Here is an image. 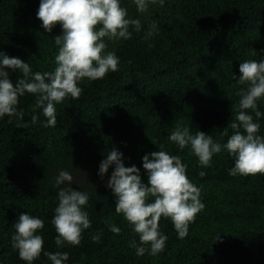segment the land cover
I'll return each mask as SVG.
<instances>
[{
	"label": "trees",
	"instance_id": "16d2710c",
	"mask_svg": "<svg viewBox=\"0 0 264 264\" xmlns=\"http://www.w3.org/2000/svg\"><path fill=\"white\" fill-rule=\"evenodd\" d=\"M120 2L129 18L140 20L141 30L130 29L128 40L105 41L106 51L120 60L117 72L82 81L78 100L56 105L55 127L43 126L42 110L33 112L36 97L27 93L18 105L22 121L0 118V264H25L11 239L21 214L44 220L38 233L44 252H66L64 264H264V175L230 176L234 158L226 150L201 167L190 147L181 150L168 139L180 126L226 144L238 93L247 88L238 83L240 64L264 61V0H165L163 7L150 6L143 14L133 0ZM39 5L40 0H0V51L28 63L33 73L54 70V38L62 35L59 25L44 31ZM153 22L157 29L148 36ZM5 71L14 84L22 78L19 71ZM257 103L264 113V100ZM249 114L264 136V116L256 120ZM32 115L39 117L35 124ZM18 122L28 127H17ZM112 149L122 153L125 167L140 169L145 184V155L158 150L177 155L201 191L204 208L187 237L180 239L171 221L161 219L160 232L168 239L156 256L136 255L131 243L139 244V237L115 211L116 197L107 187L115 166L103 179L99 175ZM61 171L73 177L62 187L88 194L84 210L91 227L78 246L58 248L51 221ZM110 225L120 232H111ZM97 234L100 240L94 242ZM34 264L51 261L42 253Z\"/></svg>",
	"mask_w": 264,
	"mask_h": 264
},
{
	"label": "clouds",
	"instance_id": "9594fccd",
	"mask_svg": "<svg viewBox=\"0 0 264 264\" xmlns=\"http://www.w3.org/2000/svg\"><path fill=\"white\" fill-rule=\"evenodd\" d=\"M133 3L143 14L149 11L150 6L159 4L163 7L165 0H133ZM37 19L47 33L57 25L62 28V35L54 38L58 46L56 66L52 71L33 73L28 63L0 51V118L17 117L22 121L24 114L18 111V105L20 98L27 93L36 97L33 112L42 110L47 120L43 126L55 127L56 105L68 98L78 100L83 91L79 86L82 81L102 80L108 73L119 70L120 60L115 52L106 51L105 41L131 39L130 29L140 32L141 22L129 18L120 0H40ZM156 29L153 22L147 35H153ZM5 69L19 71L22 78L14 84ZM239 72L238 83L247 85V88L238 93L237 114L228 125L232 134L226 144L214 142L212 136L202 131L193 135L188 127L180 126L171 132L168 139L181 150L190 147L201 167H209L213 155L226 150L234 158L230 176L264 175V136L258 134L260 124L254 122L253 115L249 114L250 110L256 120L264 116L257 103L264 100V61H244ZM38 119L37 115H32L31 122L35 124ZM17 127L27 128L28 125L18 122ZM223 135H228L227 129ZM106 157L99 166V175L103 179L110 166H115L107 187L116 197V213L123 215L139 237V244L131 243L137 256L146 253L156 256L164 251L168 237L159 229L162 218L171 221L180 239L187 237L190 224L195 222L204 204L200 199V189L188 178L186 165L179 156L165 150L145 155L143 169L147 173V184L142 182L140 169L134 165L125 167L122 153L118 150H110ZM199 175L203 177L205 173L200 172ZM72 180L67 171H61L56 178L58 206L51 223L57 233L55 244L58 248L78 246L83 232L91 227L84 210L88 194L75 191L71 186L62 187L65 182L71 185ZM13 227L12 247L25 264H34L42 253L51 264H64L69 259L66 252H44V240L38 234L44 228L43 219L21 214ZM109 230L120 232L114 225H110ZM92 240L99 242L100 235L93 236Z\"/></svg>",
	"mask_w": 264,
	"mask_h": 264
}]
</instances>
